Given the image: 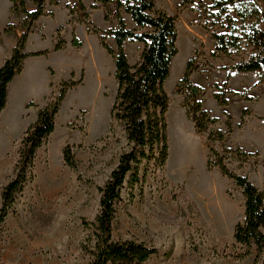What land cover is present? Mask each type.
I'll return each mask as SVG.
<instances>
[{"label":"rangeland","instance_id":"obj_1","mask_svg":"<svg viewBox=\"0 0 264 264\" xmlns=\"http://www.w3.org/2000/svg\"><path fill=\"white\" fill-rule=\"evenodd\" d=\"M25 1L26 5L33 3ZM75 1L61 0L67 4ZM255 1L261 14L244 25L232 7L228 12H219L211 8L210 0H193L186 5H182V0H155L156 8L176 16L178 28L179 51L165 84L170 98L166 114L169 156L163 166L154 160H143L137 166L139 181L134 185L130 183V174L127 176L121 199L116 203L112 234L117 241L136 240L158 249L141 264L255 262L256 245L253 244L251 253L242 258L240 255L247 248L237 243L233 235L235 225L245 218L242 188L218 167H207V156L211 155L213 147L224 156L231 171L247 175L257 187L264 188V81L259 82L257 72L232 73L230 81L224 85L226 73H222L224 68L258 52L244 36L252 22H257L264 31V0ZM11 6L10 0H0L1 36L8 24L14 29L24 27V15L13 12ZM57 6L65 8L60 2L51 3L50 10ZM70 6L74 8L72 23H82L79 19H83L84 12L77 3ZM115 10L116 0L101 3L89 9V19L103 31L115 28L118 25ZM55 12V17L44 16L36 24L38 31L31 34L29 42L32 49L52 50L54 47L56 30L67 21L64 10L56 8ZM105 12H109L107 20L103 17ZM122 14L130 29L149 30L133 25L124 10ZM228 16L235 20L236 33L243 39L241 49L230 56L212 57L215 40L211 34L229 33ZM73 32L81 38L79 49L71 47ZM61 36L68 47L51 57L56 70L53 89L56 91L73 71L77 85L68 91L56 115V130L37 152L31 178L0 223V264H89L90 257L83 252L80 243L84 235L93 230L92 223L100 210V188L117 167L120 155L128 150L123 128L111 118L110 110L117 92L115 64L100 45V34L87 33L85 24H80L75 30L66 26ZM9 37L4 36L5 45L11 43ZM104 37L116 49L113 37L108 34ZM143 47L144 44L137 41L127 43L131 63H135ZM191 58L194 60L191 80L204 89L197 100L218 118L207 131L196 129L194 114L187 115L186 95L179 89ZM45 79L41 75V81ZM217 82L229 101L226 107L211 97L216 92ZM34 121L35 113H32L19 123V128ZM228 123L232 125L231 131L227 130ZM219 131L225 133L223 140L208 139L210 132ZM10 132L9 122L1 119L0 208L2 190L15 174L22 138L10 137ZM67 144L72 146L77 169L70 168L63 160L62 149ZM237 149L254 155L245 157ZM256 264H264V252Z\"/></svg>","mask_w":264,"mask_h":264},{"label":"trees","instance_id":"obj_2","mask_svg":"<svg viewBox=\"0 0 264 264\" xmlns=\"http://www.w3.org/2000/svg\"><path fill=\"white\" fill-rule=\"evenodd\" d=\"M11 10L24 15L23 25L25 31L21 34L11 55L0 66V114L7 105L8 85L14 77L22 71L24 60L28 56L46 54L48 51L26 52L25 46L31 32L33 23L42 15H46L48 3L59 4L57 0H31L35 8L29 10L25 0H10ZM103 4L110 0H95L87 7L82 0H78L81 11L84 12L83 21L89 32L100 34V45L114 59L115 80L117 92L112 104L111 118L119 124L124 132L128 150L119 158V163L111 172L106 183L100 188V210L93 221V230L86 233L80 243V247L89 255V264H141L158 252L154 246L136 240H115L113 238V221L116 216V203L121 199V191L127 176L134 185L139 181L137 166L143 161L154 160L163 166L169 156V136L166 114L170 106V98L166 91V81L170 77L172 61L178 53L177 38L178 28L176 16L156 8L155 0H116L115 16L118 25L115 28L101 30L89 19V9L97 8L96 2ZM211 8L219 12H228L232 7L236 15L246 24L253 18H258L261 9L255 0H210ZM193 3V0H182V5ZM70 15L74 8L66 5ZM74 7V6H73ZM122 10L130 14L136 25L141 28H149L147 31L130 29L122 14ZM52 14V13H49ZM229 15V14H228ZM109 12H105L104 19H108ZM73 19V18H72ZM229 33H212L215 40V50L212 57L222 55L230 56L241 49L242 37L236 33L233 25L235 20L228 16ZM248 32L244 33L245 39L258 49L247 60L241 61L228 68L230 72H257L259 82L264 81V31L257 26V22L248 25ZM11 24L4 32L13 31ZM62 27H58L57 41L54 50L66 47L67 42L61 36ZM113 37L116 49L112 48L105 40L104 35ZM1 38V34H0ZM126 41H138L144 44L140 59L131 63L126 49ZM71 44L81 46L82 41L73 33ZM260 49V50H259ZM193 59H189L186 70L179 83L180 92L185 94V107L187 115L194 114L195 127L199 131H207L210 124L218 122V118L212 116L197 100L204 89L194 84L191 80ZM71 77L60 83L56 93L48 100L45 106L38 111L37 119L28 126L24 132L19 148L18 160L15 165L13 178L2 190V205L0 208V223L9 214L16 201L17 195L22 191L24 184L31 178L34 161L38 150L55 130V119L68 91L77 85V81ZM226 85V83L224 84ZM214 98L221 106H227L229 101L222 86L215 85ZM191 100V101H190ZM193 106H192V105ZM34 105L29 102L27 107ZM245 114V112H244ZM264 119V117H263ZM242 122L240 123V126ZM227 130H232L231 124H226ZM225 138L224 132H210L208 139L221 141ZM240 155L249 157L253 153H246L237 149ZM207 159L209 169L218 167L221 173L232 179L236 185L242 188L245 197V218L234 228V239L237 243L246 246L247 250L240 255L245 257L251 253V246L256 245L257 255L254 264L264 252V188L257 187L247 175L236 174L231 171L221 155L213 147L210 148ZM63 160L72 169H77L78 161L70 144L62 149ZM264 166V161H263Z\"/></svg>","mask_w":264,"mask_h":264},{"label":"crops","instance_id":"obj_3","mask_svg":"<svg viewBox=\"0 0 264 264\" xmlns=\"http://www.w3.org/2000/svg\"><path fill=\"white\" fill-rule=\"evenodd\" d=\"M57 1L60 2L65 8H61V7L57 6V7H54V10H50L51 3H48L46 5V13H48V14L42 15L41 17H39V19H37L33 23L31 32L29 33V36H28V39L26 42V46H25L26 52L31 53V52H36V51H43L40 49L34 50L31 48V46L29 44L31 36H32L31 34L34 31H38L36 29V24L39 23V20L42 17H44V16L55 17L56 16V12H55L56 8H60V9L64 10V12L67 14L66 23L64 25L60 26V27H62V29L65 28L66 26L70 25L75 30V27H77L78 25L85 24L83 21H82V23H79V22L78 23H72L71 15L69 13V9L66 7L67 3H63V2H61V0H57ZM82 1L87 7H89L92 3H95V0H90V1L82 0ZM76 3L78 4V0H76L72 4L69 3V5H75ZM96 3H97V5H101V2H96ZM56 5H58V4H56ZM26 7L29 10H33L35 8V5H34V3H29L26 5ZM96 10H99V9H96ZM49 13H52V14H49ZM103 17H104V15H103ZM124 18H125V20L127 19L125 16H124ZM128 18L133 25L136 24L133 21L130 14H128ZM33 27L35 28V30H33ZM86 29H87V27H86ZM24 30H25L24 27L18 26L13 31L4 33L1 36V38H0V66L11 55L13 47L16 45L18 39L20 38V36ZM61 32H62V30H61ZM73 33H75V32H73ZM87 33H88V30H87ZM5 35L10 36L8 39L11 40V43L8 45H5V39H4ZM77 37L79 38V36H77ZM79 39L81 40V38H79ZM128 42L129 41H126V43H125V49L127 47ZM139 43L142 44V42H139ZM67 47L68 46L66 45V47H64L63 49H60V50H54V47H53L52 50H47L48 52L46 54L28 56L24 60L22 71L20 73H18L14 77V79L9 83L7 105L4 108V110L2 111V113L0 114V120L6 119L9 122L10 131H11L10 137L17 135V136H20V137L16 138L17 140L19 138H21V136H23V134L26 131V129L28 128V126L24 127V128H19V123L23 122L25 120V118L28 117L29 115H31L32 113H35V121H36L39 109L41 107L45 106L46 103L48 102V100L52 97V95L57 92L58 88L56 89V91H54V89H53V85L55 83L54 79H55V75H56V70L52 64V58L51 57L54 53H59V52L65 51L67 49ZM71 47L73 49L81 48V46H73L72 44H71ZM141 52H142V48H141L140 52L138 53V55L136 56L134 62H137L140 59ZM83 69H84V71L86 70V68H83ZM83 69L81 71H83ZM73 72H75V71H73ZM223 72L226 73V78L223 81V84L226 83V85L230 81V76L232 73H238V74L254 73V72H230L228 70V68H224L222 70V73ZM193 74L194 73H192L191 77H193ZM41 75L45 76L46 79L44 81H41ZM218 84L221 85L220 83H218ZM211 97L214 98V94ZM31 101L33 102L34 105L27 107V104ZM203 103H204V101H203ZM204 106H205V103H204ZM222 107H226V106H222ZM55 130H56V128H55ZM208 157L209 156H207V159H208ZM218 174L220 175V178H223V176L220 172ZM230 183L233 184V181L230 180Z\"/></svg>","mask_w":264,"mask_h":264}]
</instances>
